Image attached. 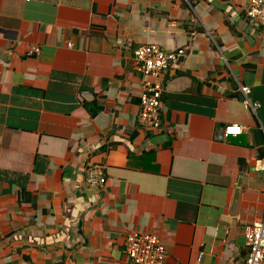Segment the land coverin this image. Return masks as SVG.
Masks as SVG:
<instances>
[{"label": "crops", "instance_id": "1", "mask_svg": "<svg viewBox=\"0 0 264 264\" xmlns=\"http://www.w3.org/2000/svg\"><path fill=\"white\" fill-rule=\"evenodd\" d=\"M251 1L0 0V264H130L135 232L159 237L164 264H245L264 220ZM148 44L185 51L163 74L159 130L139 122Z\"/></svg>", "mask_w": 264, "mask_h": 264}, {"label": "built area", "instance_id": "2", "mask_svg": "<svg viewBox=\"0 0 264 264\" xmlns=\"http://www.w3.org/2000/svg\"><path fill=\"white\" fill-rule=\"evenodd\" d=\"M246 17L252 23L264 29V0H252L246 9ZM185 51L179 50L166 53L157 44L138 47L134 52V69L144 77L140 95L139 122L146 129L159 130L162 127L161 100L164 93L163 74L171 65H178ZM243 101L248 103L253 111L259 108L257 103L250 102L248 88H240ZM242 128H228L225 137L240 134ZM86 183L89 187L100 188L106 184L104 167L90 165L85 170ZM248 257L245 264H264V220L256 223L245 234ZM125 254L130 264H164L165 248L156 235L145 233H130L125 241Z\"/></svg>", "mask_w": 264, "mask_h": 264}, {"label": "trees", "instance_id": "3", "mask_svg": "<svg viewBox=\"0 0 264 264\" xmlns=\"http://www.w3.org/2000/svg\"><path fill=\"white\" fill-rule=\"evenodd\" d=\"M97 106H98V105L96 104V102H92V103H88V104H86V107H87L88 110L91 112L92 116L97 115V114L101 111L100 108H96ZM25 196H26V194L23 195V199H25V198H24Z\"/></svg>", "mask_w": 264, "mask_h": 264}]
</instances>
